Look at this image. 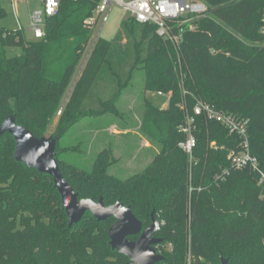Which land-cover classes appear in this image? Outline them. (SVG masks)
Masks as SVG:
<instances>
[{"label": "trees", "instance_id": "1", "mask_svg": "<svg viewBox=\"0 0 264 264\" xmlns=\"http://www.w3.org/2000/svg\"><path fill=\"white\" fill-rule=\"evenodd\" d=\"M206 17L184 33L180 73L172 45L153 24L125 19L112 39L99 38L75 81L92 31L84 20L99 0H61L48 16L45 36L0 25V126L9 117L43 139L64 105L53 137L57 160L79 198L104 197L130 205L144 226L155 210L163 238L159 264H264V184L250 168L233 166L239 138L221 123L198 116L192 167L178 146L180 126L197 99L249 120L251 152L264 171V0H203ZM7 16L0 5V23ZM18 48L16 54L9 50ZM145 74V91L170 94L168 106L145 100L141 130L160 150L126 179L110 173L113 149L102 150L91 170L61 158L60 139L83 117L121 115V94ZM125 130L124 128L119 129ZM16 142L0 138V264H123L109 244L110 218L88 213L74 226L53 178L14 158ZM172 248L168 249L167 244Z\"/></svg>", "mask_w": 264, "mask_h": 264}, {"label": "rangeland", "instance_id": "2", "mask_svg": "<svg viewBox=\"0 0 264 264\" xmlns=\"http://www.w3.org/2000/svg\"><path fill=\"white\" fill-rule=\"evenodd\" d=\"M0 5L6 10L7 16L0 25L10 29L19 28L20 23L28 40H33L29 29L30 11L42 7V0H0ZM129 14L118 5H115L109 21L102 30V36L112 39L120 28L121 23ZM20 50L12 48L10 54ZM77 75V73H76ZM145 74L136 71L131 84L122 91L119 101L121 115L113 118L112 115H99L83 117L61 139L60 143L72 149L60 155L61 158L77 165L81 169L91 170L98 154L106 149H113L117 161L110 167L111 174L126 179L143 171L149 165L160 148L152 143L141 130L145 113V100L149 99L159 108H163L169 101L168 95L158 92L145 91ZM187 104L183 100L182 104ZM168 106V105H167ZM59 114L49 127L44 139L49 141L56 131ZM125 130L120 131L119 129ZM168 249L172 244L168 243ZM210 264V263H208Z\"/></svg>", "mask_w": 264, "mask_h": 264}, {"label": "built area", "instance_id": "3", "mask_svg": "<svg viewBox=\"0 0 264 264\" xmlns=\"http://www.w3.org/2000/svg\"><path fill=\"white\" fill-rule=\"evenodd\" d=\"M60 3L61 0H42V7L30 11L28 30L33 34L34 39H41L45 36L46 18L59 13ZM115 5L121 6L129 14L128 17L134 18L137 22L155 25L156 33L172 45L178 58L180 73L183 75L181 52L184 33L187 30H194L196 20L207 16L208 6L203 0H99L93 13L84 20V27L91 30L92 34L85 45L75 81L80 76L99 38L103 37L102 30L109 21ZM18 24L20 27L17 29L24 30L23 26ZM158 93L168 95L170 98V94L162 91ZM63 107L64 105L58 111L59 115ZM180 108L185 113V120L180 126L185 138L179 141L178 146L187 154L191 167L195 162L197 118L204 115L208 119L223 124L230 134L238 136L239 148L232 150L229 154L233 166L250 168L256 172L259 182L264 184V171L260 169L258 158L251 152L249 120L221 111L202 99H197L192 109L186 103H181ZM156 248L160 251V244H157Z\"/></svg>", "mask_w": 264, "mask_h": 264}, {"label": "water", "instance_id": "4", "mask_svg": "<svg viewBox=\"0 0 264 264\" xmlns=\"http://www.w3.org/2000/svg\"><path fill=\"white\" fill-rule=\"evenodd\" d=\"M10 133L16 142L14 158L39 172L50 175L59 191L66 209L69 226L78 224L88 213L99 222L114 217L115 223L109 228V244L113 250L125 254L130 261L126 264H157L165 257L156 252L153 246L162 243L163 238L154 234L161 228L160 220L151 212L152 223L143 229L142 221L135 215L130 205L118 200L115 204L106 205L104 197L97 201L93 198H79V194L64 176L57 160L58 138L49 141L36 137L27 127L16 123L9 117L0 126V138ZM138 240L132 241L129 236L140 234ZM222 264H229L228 258L220 256Z\"/></svg>", "mask_w": 264, "mask_h": 264}, {"label": "flooded vegetation", "instance_id": "5", "mask_svg": "<svg viewBox=\"0 0 264 264\" xmlns=\"http://www.w3.org/2000/svg\"><path fill=\"white\" fill-rule=\"evenodd\" d=\"M111 218H114V217H111ZM110 219V218H109ZM108 219V220H109ZM115 219V218H114ZM107 220V221H108ZM115 221H116V219L114 220V222L111 224V226L115 223ZM104 222H106V221H104ZM143 223V222H142ZM110 226V227H111ZM109 227V228H110ZM146 227H148V226H146ZM145 226H144V224H143V229L144 228H146ZM109 230V229H108ZM158 232V231H157ZM157 232L154 234L156 237H160V236H158V234H157ZM140 236H141V233L140 234H137V235H132V236H129V239H131L132 241H136V240H138L139 238H140ZM110 240V239H109ZM163 242V241H162ZM160 245H162V243H159ZM154 248H155V250H156V252L157 253H159V254H161V255H163L162 253H161V250L159 251L157 248H156V245L155 246H153ZM117 251V250H116ZM118 252V251H117ZM119 253V252H118ZM120 254H122V253H120ZM123 255H125V254H123ZM126 256V255H125ZM127 257V261L125 262V263H123V264H126V263H128L129 261H130V259H129V257L128 256H126ZM160 263V262H159ZM159 263H157V264H159Z\"/></svg>", "mask_w": 264, "mask_h": 264}, {"label": "crops", "instance_id": "6", "mask_svg": "<svg viewBox=\"0 0 264 264\" xmlns=\"http://www.w3.org/2000/svg\"><path fill=\"white\" fill-rule=\"evenodd\" d=\"M168 102H169V101H168ZM167 105H168V103H167V104H165L163 108L167 107Z\"/></svg>", "mask_w": 264, "mask_h": 264}]
</instances>
